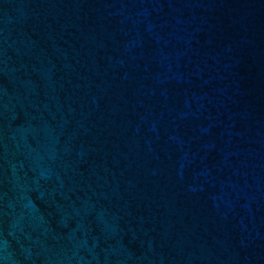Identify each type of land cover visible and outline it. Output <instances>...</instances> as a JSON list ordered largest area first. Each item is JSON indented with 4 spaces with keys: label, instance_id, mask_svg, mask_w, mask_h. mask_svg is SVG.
<instances>
[{
    "label": "water",
    "instance_id": "95a60500",
    "mask_svg": "<svg viewBox=\"0 0 264 264\" xmlns=\"http://www.w3.org/2000/svg\"><path fill=\"white\" fill-rule=\"evenodd\" d=\"M0 264H264V0H0Z\"/></svg>",
    "mask_w": 264,
    "mask_h": 264
}]
</instances>
